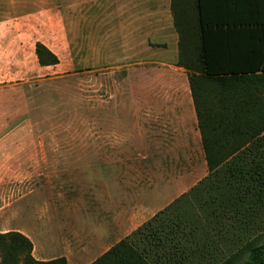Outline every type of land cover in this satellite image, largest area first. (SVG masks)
<instances>
[{
	"label": "crops",
	"instance_id": "0c3cea01",
	"mask_svg": "<svg viewBox=\"0 0 264 264\" xmlns=\"http://www.w3.org/2000/svg\"><path fill=\"white\" fill-rule=\"evenodd\" d=\"M203 6L214 25L207 32L210 72L259 71L264 0ZM38 43L60 63L41 66ZM179 43L172 0H0V234L30 240L38 262L92 264L188 192L193 179L208 176ZM66 65L112 76L106 96L90 101L88 149L135 197L114 196L112 173L103 197L74 196L71 171L77 148L86 147L65 139L82 134L43 128L36 108L47 99L37 91ZM90 88L102 89L97 82Z\"/></svg>",
	"mask_w": 264,
	"mask_h": 264
},
{
	"label": "trees",
	"instance_id": "16d2710c",
	"mask_svg": "<svg viewBox=\"0 0 264 264\" xmlns=\"http://www.w3.org/2000/svg\"><path fill=\"white\" fill-rule=\"evenodd\" d=\"M203 1L194 0L192 9L188 11L180 0H172V13L180 38L178 65L188 72L210 174L191 192L183 194L138 231L122 240L92 264H184L185 258L182 255L185 254L186 249H191L190 243L186 242V245L179 236L165 237L162 235V230L170 226V221L178 228L186 224L179 204L187 197L199 192L207 179L216 177L220 168L228 166L247 148L254 147V144L263 139L264 63L257 68L259 71L253 73L210 72L211 60L207 32L214 25L207 22ZM222 13L229 14V11H222ZM36 55L41 66H56L60 63L58 57L40 43L36 45ZM207 83L217 86V93L214 96L207 95L204 87ZM230 169L233 168L230 167ZM255 171L258 177L255 181L259 183L264 179V172L259 164ZM229 172L233 174L232 177H237L238 171L234 172L233 169ZM239 172L242 174L244 171ZM156 224L159 226H155ZM196 231L197 229L193 230L186 239L193 240ZM172 239H175V242L166 244L167 240L172 242ZM242 251H244L243 254L248 255L245 264H264V243L251 242ZM32 253V243L20 233L0 234V255L3 264H21L22 261L23 264H68L65 258L38 262ZM234 261L235 257L227 264H233Z\"/></svg>",
	"mask_w": 264,
	"mask_h": 264
},
{
	"label": "rangeland",
	"instance_id": "374dc122",
	"mask_svg": "<svg viewBox=\"0 0 264 264\" xmlns=\"http://www.w3.org/2000/svg\"><path fill=\"white\" fill-rule=\"evenodd\" d=\"M181 2L188 11L194 4V0L193 2L180 0ZM190 16L192 17V14ZM65 54L67 52H64V56ZM191 56L193 57V55ZM59 71L61 72L60 78L51 81L52 84H49L45 90L37 91L46 93L47 99L44 98L41 105L36 108L41 110L43 120L41 119L42 122H40L43 128L82 134L74 139H65L66 141L75 140L76 142L70 143L74 147H86L85 150L77 148L79 155L75 158V166L71 171L77 177L74 180L75 186H73L74 196L92 197L97 194L103 197L106 178L108 180L112 173L114 196L122 197L127 193L126 197L129 199L135 197V193L130 187H128L129 190L122 191L123 189L116 182L118 175L116 171L105 169L103 161L99 162L94 157H90L88 149V129L92 124L90 110L93 108L90 101L94 100L96 96L99 100L106 96L103 84H105L106 77H108V81L112 82V76H105V71L89 73L87 69H73L68 65L60 68ZM90 82L92 84L97 82L102 89H97L95 92V88H90ZM204 87L207 95L214 96L217 93L216 85L207 83ZM91 103L93 102L91 101ZM99 112L105 113L103 110ZM257 164L264 172V136L256 145L254 144V147L247 148L228 166L220 168L216 177L207 179L200 187L199 192L187 197L179 204L182 213H184L186 224L178 228L170 221V226L164 227L162 235L171 238L179 236L185 244L186 242L190 243L191 249H186L185 254L182 255L185 258L184 264H227L233 257H235L233 264H245L248 255L243 254L242 250L246 245L251 242L264 243V179L259 183L255 181L258 178L255 175ZM230 167L234 169V172L238 171L236 178L232 177L233 174L229 172L233 170ZM241 170L244 171L242 174L239 172ZM208 176L202 177L201 180L200 176L193 179L192 183H189L191 188L188 192H191ZM159 179H157L159 182L157 194L164 188L162 186L164 181ZM242 182L243 184H240ZM130 184L131 177L127 182V185ZM18 186L22 185L18 184ZM17 191L18 196H21L23 187L21 189L18 187ZM242 191L248 193L247 196ZM70 192L72 189H69ZM145 195L142 193L143 197ZM42 196L47 197L48 195ZM196 229L195 238L187 240L186 238H189L187 235ZM173 242L175 239H172V242L167 240L166 244L170 245ZM180 259L181 257L178 258V261ZM0 264H3L1 255Z\"/></svg>",
	"mask_w": 264,
	"mask_h": 264
}]
</instances>
